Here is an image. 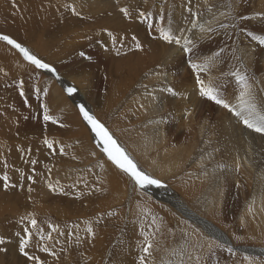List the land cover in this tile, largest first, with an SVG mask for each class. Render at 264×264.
Wrapping results in <instances>:
<instances>
[{"label": "rangeland", "instance_id": "obj_1", "mask_svg": "<svg viewBox=\"0 0 264 264\" xmlns=\"http://www.w3.org/2000/svg\"><path fill=\"white\" fill-rule=\"evenodd\" d=\"M16 1L19 0H0V35H7L26 47L30 54L55 68L58 76L68 83L60 85L54 75L52 76L53 72L46 74L41 68H36L25 60L17 49L0 40V200L6 201L15 193L27 192L31 183H38L40 193L41 191L45 195L48 193L46 202L38 200L39 202L31 205L30 210L26 212H23L27 206L24 199L28 194L20 193L24 196H20L22 202L17 203L15 209L4 211L3 216L1 214L0 238L4 244L12 241L10 249L4 245L8 250L5 257L0 253V264H8L6 261L9 260L10 254L13 258L11 264H78L70 262L69 257L83 251L93 252L94 257L83 256L80 264H161L152 254L158 257L168 251L170 262L167 260V264H264V253L261 250L264 248V207L257 209L253 193L255 188L257 192L264 189V185L259 184L254 172L246 170L242 164L239 166L229 164L222 172L220 183L222 188H219L224 198V207L220 213H217L219 210L215 206H212L208 214L205 208H202L206 201L208 187L206 182L194 188L196 196L190 195L188 199L186 198L192 208L208 217L212 225L222 230L231 244L210 236L201 225L183 217L169 202H162L159 190L170 192L174 190L173 187L183 189L182 180L197 179L195 174L203 178L202 175L214 161L209 159L206 164L200 162L199 166L195 161L196 153H200L201 157H207L198 150L202 142L198 128L193 138L184 134L173 140L174 123L170 120L174 117L172 92L165 90L160 96L157 79L149 83L145 81L147 73L152 68L156 70L148 61L146 50L150 48L149 46L157 44L161 36L160 32H155L151 28L163 22L165 29L182 27L185 30L192 20L207 23L209 30L207 35L200 36L194 41L190 46V52H185V55H188L186 67L192 70L190 62H202L201 65L206 68L198 73L203 81L210 78L211 68L216 76L222 72L216 91L223 88L226 92L227 86L230 85L229 76L237 70H241L243 77L248 78L251 74L250 77L254 79V76L262 71V62L258 61L264 58V44L253 38L264 36V13L258 11L259 0H141L142 2L137 1V4L133 5H129L132 0H120L110 4L109 8L97 10L96 14L92 13L89 7L85 8V11H78L79 0H21L27 5L30 13L38 11L42 14H40L42 20H39L41 24L37 23L35 26H30L22 14V19L21 15L17 16L19 10L16 8ZM150 1L152 4H149ZM73 7H76L75 12ZM126 8L128 14L125 15L123 12V15L119 16H126L125 23L130 25L123 31L119 28L122 21L113 12ZM159 10H165L167 17L159 14ZM130 12L139 14L134 16L136 20H133ZM141 13H144V18ZM72 22L76 23L75 27L67 30L66 23ZM133 22L137 24H132ZM144 22L146 30L142 28ZM99 32L101 35L97 36ZM120 36L122 41L116 43ZM123 36L128 39L127 43ZM106 40L108 42L110 40L111 48L105 45ZM137 42L141 45L139 49L136 47ZM142 42L145 45L141 44ZM242 42L259 49L260 53L257 51L252 55L257 59L255 61L257 63H254L257 65L255 70L253 67L244 66L241 69L239 66L241 60L237 54V46ZM94 44L97 49H94L96 47ZM215 60H219V64L223 65L222 70L215 69L218 68V62ZM193 73L195 78L198 73L197 71ZM190 77L192 78V75ZM253 81L257 82L256 78ZM69 87H74L77 91L69 94L67 92ZM160 100L165 101V109L162 108L164 110L159 109ZM205 100L212 102L207 97ZM76 103L85 105L140 170L161 181L160 186L155 185L154 193L136 185L101 152L102 141L98 142L94 137ZM45 106L52 120H44ZM202 118L200 116V123ZM187 132L185 129L181 133ZM45 139L52 142V148L44 143ZM187 143L190 144L193 154L190 152L184 155L186 160L180 162L183 168L174 174L175 155L180 153L176 150L182 149L181 147ZM185 151L190 150L185 148ZM164 154L166 156L163 157ZM14 159L17 164L30 167L20 170L15 165L14 173L18 172L19 180L8 177L6 188L3 178L5 175L8 176L7 169L12 168L11 161ZM217 164L221 167L226 165L221 159ZM70 165H73L71 170L67 167ZM187 165L193 169H188ZM79 166L82 169L77 170L80 174L74 172ZM10 171L12 172V169ZM94 175L95 179L92 178ZM108 177H113L122 191L130 192L135 188L149 198L130 195L126 198L113 199L103 192L108 190L107 183L103 182ZM40 182L46 185L41 188ZM50 182L56 191L49 188ZM21 187L27 189H19ZM97 190L100 194L94 197L93 194H97ZM179 194L184 199V196ZM102 201H108L107 208L121 212L118 222L113 217L108 218L113 214L112 210L98 209V206L88 207L93 202ZM49 203L51 207L49 205L47 209L51 208L53 212L49 214L34 212L40 206H47ZM54 204L59 205L57 206L59 211L62 208L70 211L68 217L57 216L56 213L59 211ZM114 204L116 207L112 206ZM76 209H85V213H75ZM93 218L95 219L91 226L88 222ZM122 218L130 221L132 227L129 232L126 230L124 220L121 222L124 227L119 226ZM32 219L37 221L35 227L31 225ZM83 223H87L86 228L82 227ZM89 227L92 229L91 233L88 231ZM103 227H110V233L98 236L99 246L93 248L95 236L92 232L101 231ZM25 229L31 233L25 251L36 259H28L19 250L21 241L28 238ZM125 239L135 241L133 251L131 249L133 246H130L131 250L117 249L118 245L126 247L123 242ZM148 243H151L152 247L149 253H145L143 249ZM2 244L0 251L3 249ZM12 245H16V249L11 247ZM228 249L232 251L229 252ZM243 249L249 251L255 249L260 252L251 253ZM131 252L136 253L127 255Z\"/></svg>", "mask_w": 264, "mask_h": 264}, {"label": "bare ground", "instance_id": "obj_2", "mask_svg": "<svg viewBox=\"0 0 264 264\" xmlns=\"http://www.w3.org/2000/svg\"><path fill=\"white\" fill-rule=\"evenodd\" d=\"M95 1L96 0H79L78 3H80V5H78V3H77L78 11H80V10L85 11V8L89 7L90 10L92 11V13L96 14L97 10H102V9H105L106 7L109 8L110 4H114L116 1H120V0H102V1L101 0H97V1H100L101 3L100 2H95ZM137 1H141V0H132V2L129 3V5L137 4ZM145 1H148V0H145ZM22 2L23 1H21V0L17 1L18 5L16 4L17 5L16 8H18V10H19L18 13H17V16L19 17L22 14L24 16V19L28 20V23H29L30 26H35V25H37V23L41 24V22H39V20L40 21L42 20V17H41L42 14L40 12H38V11L30 13V11L27 8V5L22 3ZM149 4H152L151 1L149 2ZM65 6L66 5H64V7ZM258 7H259L258 11L264 13V0H259ZM146 8L147 7H144V9H146ZM160 8H162V7L160 6ZM115 11L113 12L115 16H119V15H121L123 13L122 11H118V10L116 12ZM159 11H160L159 14H163V16L167 17V12H165V10H159ZM129 14L133 15V16H131L133 18V20H136L134 18L139 15V14H136L135 12L134 13L130 12ZM22 15H21V19L23 18ZM184 16L186 17V15H184ZM125 17H120L119 16V20L122 21L121 23H119L120 24L119 28H122L123 31H125L126 28L130 25V24H126L125 23L126 22V19L124 20ZM143 18H144V15H143ZM155 18H157V17H155ZM173 18H174V16H173ZM165 19H170V18H165ZM35 20H38V21H35ZM183 20H184V18H183ZM219 20H220V18H219ZM23 21L25 23H27L26 20H23ZM49 21H50V19H49ZM157 21H159V20H157ZM135 22H133L132 24H137ZM149 23L152 24L151 22H149ZM162 23L157 24V25H159L158 26L159 28L156 29L157 25H155V27L151 28V30H153L155 32H160V29L163 28L166 32H168L173 37V41L172 42H167V41L164 40L165 41V46L163 47L164 41H163V39L160 36V39H159L160 43L158 42L154 46H149L150 48L148 50H146L147 54L146 53L145 54L148 57V61L151 62L150 63L151 66L153 65V67L156 68V70H154L152 68L151 71L147 73L145 81L149 83V82H153L154 80L157 79V81L159 82V85H160L159 86V90L161 92L160 96H162V93L165 90H167V92L168 91L172 92V95L174 97V117L172 119H170V120L174 123V128H173L174 137H173V140L179 139L180 136L184 135V134H187L186 136L191 135L192 138H193V135H195L197 133V128H198L199 135H200L199 138H201V141H202L201 145H200V148L198 150L200 152H202L203 155H206L207 157L206 158L204 156L201 157L200 153H196L195 161L197 162L198 166H199L200 162L206 164L209 159L210 160L213 159L214 162H212V164H210L209 168L207 167L208 169L204 168V169H207L208 172L206 171V173L204 175H202V176H204L203 178H201V176H198L197 174H195L197 179L193 178L190 181H183L182 180L181 181V185L183 187H181V188H183V189H180L178 187H176V188L173 187L174 190L170 191V192H168L166 190H159V189H157V190H159V192L161 193L160 198H161V200H163L162 202H164V201L165 202H169L176 210L179 211V213L181 215H183V217L187 218L191 222H194L196 224L201 225L203 227V229L210 236H213L214 238L219 239L223 243H226V242L230 243V239L222 232V230H220L219 228H217L214 225H212L210 223L211 220H209L208 217L203 216L202 214H200L198 211H196L194 209V207L192 208L190 206V204L187 202V199H188V197L190 195L196 196L197 193L194 194V192H195L194 188L197 187V186H201L202 182H206L208 184V187L206 189L207 190L206 191V201H205L204 207H202V208H205V211L208 214L211 211V209L213 208L212 206H215L217 208V210H219L217 213H220L221 210L224 207L223 206V202H224L223 199L224 198H223V196L221 194V190H220V188H222V186L220 187V183H221V179H222L221 175L223 174L222 173L223 170H226L229 164H231L232 166H235V165L239 166V164H242L243 166L246 167V170H251L250 171L251 173H252V171L254 172L255 179H256V181L259 184H263L264 185V134L258 133L256 131H254L253 129L247 128L242 123L241 119L234 114V112L229 111L228 109H225L221 105H217L214 101L208 102V101L205 100L206 97H202L200 95V93H199V87L200 86L195 82L196 77L194 78L193 71L189 67H186V64H187L186 60H187V56L188 55L187 56L185 55V52L183 51V47H184L185 40H190L191 41V43L187 45L190 48V46L194 43V41L198 37L203 36V35L204 36L207 35L208 34L207 31L209 30V25L207 23H203L202 21L192 20L190 22L189 26L185 30H183L182 27L180 28L178 26H177L178 28H176V29L169 30V28L165 29L166 26L164 27ZM62 24H64V23H62ZM75 24L76 23H73V22L72 23H66V29L67 30H72L75 27ZM154 24H156V23H153V25ZM44 25H46V23H44ZM121 25H122V27H121ZM145 25L146 24L144 22V27L141 26L144 30L147 29V27ZM31 28L33 30V27H31ZM61 31H62V28H61ZM100 33L101 32H99V34L97 33V36L98 35L100 36L101 35ZM103 33H106V32H103ZM105 37H106V35H105ZM121 38H122L121 36L118 37L115 42L116 43H120L119 40ZM177 38H179L180 41H181V43L179 45H177L175 43V39H177ZM261 38H264V36L261 37ZM107 40H108V38H107ZM107 40L105 41V45H108L111 48V45H109L110 40H109V42ZM124 40H125V43H127L128 39L126 37H124ZM124 40H123V42H124ZM120 41H122V40H120ZM76 44H77V42H76ZM80 44H81V42H80ZM141 44H144V42H142ZM112 45H113L112 47L114 48L115 47L114 43ZM237 47H238V53L237 54L239 55L238 57L241 60L240 61V65H239L240 68L244 67V66H249V67H253V69L255 70V66H257V65L256 64L254 65V63H257V62H255L257 59L255 57H253L252 55H255V53L257 51L259 52V49H257L254 46L248 44L247 42H244V43L242 42ZM70 48H72V47L70 46ZM95 48L97 49V46L94 47V49ZM137 55H138V52H137ZM139 55L141 56V54H139ZM206 56L208 57V55H206ZM189 57H188V59L191 60L192 58H189ZM258 57L260 58V56H258ZM206 58H204V59H206ZM207 59H209V58H207ZM215 62H218L217 63V67L218 68H215V69L219 70V71L222 70L223 65L219 64V60L218 61L215 60ZM258 62H262V64H261L262 65V71L258 70L259 71L258 74H256V76H254L256 78L257 82L253 81L255 78L253 79L252 77H250L251 74L248 76V78H247V76H245L246 82L250 86V96L246 97V99H248L250 103H253L255 105L256 111L258 113L264 114V58L259 60ZM138 63H140V61ZM201 63L196 62L195 64L201 65ZM222 63H223V61H222ZM144 65H146V63H144ZM201 66L203 68L204 67L206 68V66H204V65H201ZM207 69H208V67H207ZM211 69L209 70L210 78H208V81L205 80L204 84H205V86H210V87L212 86L213 88H216V86L218 84H220L219 80L221 78L220 75H221L222 72L219 73V76H216L215 74L212 73ZM42 70L44 72H46V74L47 73L51 74V72L46 70V69H42ZM128 70H129V68H128ZM240 71L241 70H237V71L232 72L230 74V76L228 75L229 79H230V85L227 86L226 92H224L223 88H221L220 90L216 91L217 95L219 96V98L224 99L225 102L228 103L231 108L237 109V110L240 108V104H241V98L240 97H241V92L244 91V84L243 83H237L238 80H237L236 76L234 75V73H239L240 76H243ZM199 72H201V71H199ZM214 72H215V70H214ZM53 75L56 78L55 80H58L60 82L59 83L60 85L64 86L65 82L68 83L64 79L62 80L58 76L56 71L54 72V74H52V76ZM191 75H192V78L190 77ZM204 76H205V74H204ZM225 83H226V81H225ZM217 88H218V86H217ZM207 102L209 103V105L207 104ZM78 105L80 106V104H78ZM163 107L165 109V101L160 100L159 101V109L160 110H164V109H162ZM190 109H191V111H190ZM200 116L203 117L202 118L203 120H202L201 123H200ZM85 122L87 124V121H85ZM87 126L91 130V126L88 125V124H87ZM185 129L188 132L187 133H181V132L185 131ZM93 134L95 135L94 132H93ZM166 143H167V141H166ZM190 143H192V142H190ZM181 148L182 149L176 150V151H180V153L175 155L174 169H173L174 174L175 173H179V170L181 168H183V165H180V162L186 160V157H184V155L189 154L190 152L193 151V150H191L189 143H187L186 145H184V147H181ZM185 148H187L190 151H185ZM192 154H193V152H192ZM164 156H166V155L164 154L163 157ZM14 157H16V156L14 155ZM219 159L223 160L226 163V165H224L223 167L219 166L217 164ZM11 162H12L11 163L12 172L10 171L11 169H7V172H8V176L7 177H11L12 179L19 180L18 172L14 173L15 170H16L15 169V165L20 170H22L23 168L27 169L30 166L24 167L22 165H19V164H17L16 159L12 160ZM196 162H195V164H196ZM201 166H203V165H201ZM67 167H68V169L71 170L73 165H70V166H67ZM187 167L190 170L193 169V167L189 168L190 167L189 165H187ZM57 169H59V168L57 167ZM77 170L80 171L82 169H80V166H79V168L75 169L74 172L75 173H79ZM7 172H6V174H7ZM239 173H240V171H239ZM247 174H249V172ZM230 175H232V173ZM97 176L99 177V175H97ZM249 177L251 178V175ZM92 178L95 179V175ZM99 179L101 180L102 176ZM176 179H178V178H176ZM203 180H205V181H203ZM103 182H106L107 183V187H108V190H105L103 192L107 193L108 196H111L113 199H120V198H123V197L126 198V197H128L130 195L131 196H136L137 198L138 197H142L143 199H148L149 198L147 195L142 194L138 189H135V188L131 189L130 192L122 191L119 188L117 182L115 181V179L113 177H108V178L104 179ZM41 185H42L41 188H43V186H45L46 184L43 185L40 182V186ZM18 186H19V184H18ZM225 187H226V185H225ZM39 188L40 187L38 186V183H35V184L31 183L30 188H29V189H31V191H29V189H28L27 192H20V193H24L26 195L28 194L27 197L24 199L25 205L27 204V206H26L27 208L25 207L23 212H26L27 210H30V208L32 207L31 205H34L35 203L39 202L38 200H42V203H43V200L46 199L48 193L46 195L44 193H42L43 191H41V193H40L39 192ZM143 188H146V191H151V192L154 193L155 185H147V186H145ZM19 189H27V188L21 187ZM256 189L257 188H255V192L253 191V193H255V200H256L257 209H258V207H261V206L264 207V189L259 190V192H257ZM6 192H8V191H6ZM20 193H18V194L15 193V195H13L12 197L8 196L9 198L6 201H4L5 199L4 200L3 199L0 200V218H1V214L4 211H10V210H13V209H15L17 207V203H19L21 201V199H22V198L20 199V196H21ZM37 193L39 195H37ZM179 193H181L184 196V199L181 198ZM42 194H43V197H42ZM99 194H100V192L98 191V195ZM21 197H24V196H21ZM94 197H97V196H94ZM253 199H254V196H253ZM202 200H204V199H202ZM85 201H87V199ZM92 201H93V199H92ZM45 202H46V200H45ZM202 203H204V202H202ZM49 205H50V203L47 206H45V205L43 207L40 206L38 208V210L36 209V210H34V212L41 211V213L42 212H46V213L49 214V213L53 212L52 210H50L51 208L47 209V207ZM38 206H35V207H38ZM53 206L54 207L56 206V208H57V206H59V205H55L54 204ZM65 206H67V205H65ZM76 206L78 207V206H81V205H76ZM96 206H98L97 207L98 209L105 210V208H107V206H109V203H108V201H102L100 203L93 202V204L91 203V205L88 206V207L89 208H95ZM49 207H51V205ZM56 208H54V209H56ZM109 208L110 207H108L106 210L110 211L111 209H109ZM57 209L59 211V208H57ZM62 209H64V208H62ZM62 209L59 212L55 210L56 212H58V214L56 213V215L57 216H61L63 218L64 217H68V215L70 214V211L68 212L67 210H65V209L62 210ZM75 213L84 214L85 213V209H81V210H77L76 209ZM118 213H121V212L118 211ZM259 213H261V212H259ZM30 214H31V212H30ZM2 216H3V214H2ZM94 219L95 218L91 219V221L88 222V223L91 224V226H92V222H93ZM133 219H134V217H133ZM123 220L126 223V230L129 232L130 231V227H132V226H130V221H128V219L122 218L119 223H121ZM86 224L87 223H83L82 227L86 228ZM136 224H137V222H136ZM52 229H54V228H52ZM110 229H111L110 227H103V229L101 231L92 232V235L95 236L94 242H93V244H94L93 248H97L99 246L98 236H103L106 232L108 233L110 231ZM34 234H36V233H34ZM0 235H1V233H0ZM16 238H18V237H16ZM11 241L12 240L8 241L6 244H4L5 242L2 244L3 249L0 251V253L3 255V257L6 256L5 253H6V250H8L7 248L9 247V249H10ZM123 242H124L125 246H133V247L136 246L135 241L132 240V239H125ZM208 242H212V241L209 240ZM4 245L7 248H4ZM82 246L84 247V245H82ZM11 247H14L16 249V245H12ZM164 250H165V248H164ZM243 250H246L247 252L251 251V253L252 252L259 253L260 252V251H257L255 249H252L250 251L247 250V249H243ZM261 250L263 251L262 253H264V248H262ZM9 252L12 253V251H9ZM14 252H17V251H14ZM155 253H157V252H155ZM168 253H169V251L164 253V254H161L160 256L158 255V257H156V255L154 257L153 254H152V256L159 263L167 264V260L170 257L168 255ZM7 254H8V251H7ZM72 254H73V252L71 253V255ZM10 255H8V258L10 257L9 260L6 261L8 264H11L12 260H13V258H11ZM83 256H86V257H89V258H93L94 257V253L93 252H85V251H83V252H80V253H78V254H76L74 256H70L69 259H70V262H72V263L80 264L81 258ZM154 264H156V263H154Z\"/></svg>", "mask_w": 264, "mask_h": 264}, {"label": "snow or ice", "instance_id": "obj_3", "mask_svg": "<svg viewBox=\"0 0 264 264\" xmlns=\"http://www.w3.org/2000/svg\"><path fill=\"white\" fill-rule=\"evenodd\" d=\"M122 12H124L125 15L128 14L127 9H121ZM73 12H75V8L73 7ZM141 15H144V13H141ZM160 35L161 38L167 42H172L173 37L166 32L163 28L160 29ZM251 35V34H250ZM254 39H259L261 44H264V38L259 37H253ZM135 39V38H134ZM0 40L6 41L9 45L17 49L24 57L25 60L30 62L32 65H34L36 68L46 69L50 72H55V68L51 67L48 63L43 62L41 59H38L35 55L30 54V51L23 47L21 44L17 43L14 39L10 38L7 35H0ZM175 43L179 45L181 43L180 39H175ZM190 40H185L183 51L184 52H190L191 49L187 46L190 44ZM136 47L139 49L141 47L140 43H136ZM190 66L193 71H199L203 70V67L201 65H197L195 63L190 62ZM237 80L242 82L244 84V91L241 92V104L240 108L233 109L230 107L228 103L225 102L224 99L219 98L217 95L216 89L210 86H205L204 81L200 79L199 74L196 76V83L200 86L199 87V93L202 97H207V99L214 101L217 105L223 106L225 109H228L229 111L234 112L236 116H238L242 123L249 129H253L254 131L258 133L264 134V114H260L256 111V107L253 103H250L246 97L250 96V86L246 82V78L243 76H240L239 73H234ZM77 91L74 87L67 88V92L69 94L74 93ZM21 95H23V92H21ZM79 111L81 115L83 116V119L87 121V124L91 126V131L96 134V137L99 141H102L103 147L101 149V152L107 155L108 160H110L118 169H120L122 172L127 174L136 185L140 187H145L147 185H157L160 186L161 181L149 176L142 170L138 168V166L133 162L131 158L128 157L126 152L117 145V142L112 138V136L109 134V131L105 128V126L99 122L94 115L90 114V112L86 109L85 105L79 106ZM44 120H52V117L48 115V109L45 106L44 109ZM44 143L47 144L49 148L53 147L52 142L48 141L47 139L44 140ZM63 151V149H61ZM95 155V153H93ZM35 163V161H33ZM102 167V165H101ZM5 187H8V184L6 183L8 180V177L5 176ZM31 179V178H30ZM49 188H51L53 191H56V189L53 187L51 183H49ZM31 191V189H29ZM37 224V221L35 219L31 220V225L35 227ZM26 232H28L27 229H25ZM88 231L91 233L92 229L89 228ZM31 238V233L28 232V238L23 239L20 244V252L25 255L28 259H36L32 256H29L28 253L25 251V247L29 242V239ZM4 243L3 239L0 238V244ZM152 247L151 243H148L146 247H144L143 251L145 253H149V249ZM229 252L232 251V249H228ZM44 251H47V249H44ZM141 261H144V257H141Z\"/></svg>", "mask_w": 264, "mask_h": 264}, {"label": "crops", "instance_id": "obj_4", "mask_svg": "<svg viewBox=\"0 0 264 264\" xmlns=\"http://www.w3.org/2000/svg\"><path fill=\"white\" fill-rule=\"evenodd\" d=\"M16 4L18 5L17 1H16ZM16 4H15V5H16ZM17 5H16V6H17ZM93 135H94V134H93ZM94 137L98 140V138L96 137V134L94 135ZM95 138H94V139H95ZM98 142H101V141L98 140ZM102 146H103V145H102ZM93 196H99V195H98V190H97V194H93ZM112 200H113V199H112ZM112 206L116 207V204H114V205H112ZM111 210L113 211V214H110V215L108 216V218L111 219V217H113V218L117 219V222H118V219L120 218L121 213H118V212H117V209H114V208H111ZM114 212H115V213H114ZM119 214H120V215H119ZM99 219H101V218H99ZM106 224L111 225L112 223H106ZM119 226H121L122 228L124 227V226L122 225V223H120ZM118 248H120L119 250H121L122 248H123V249L126 248V249L129 250V249H130V246L122 247V246H119V245H118V246H117V249H118ZM130 250H131V249H130ZM133 250H134V247L132 248V251H133ZM136 251H137V250H136ZM137 252H138V251H137ZM133 253H136V252H131V253H128L127 255H131V254H133Z\"/></svg>", "mask_w": 264, "mask_h": 264}, {"label": "water", "instance_id": "obj_5", "mask_svg": "<svg viewBox=\"0 0 264 264\" xmlns=\"http://www.w3.org/2000/svg\"><path fill=\"white\" fill-rule=\"evenodd\" d=\"M77 104V103H76ZM78 105V104H77ZM79 106V105H78ZM226 241V240H225ZM227 244H230L229 242H226Z\"/></svg>", "mask_w": 264, "mask_h": 264}]
</instances>
